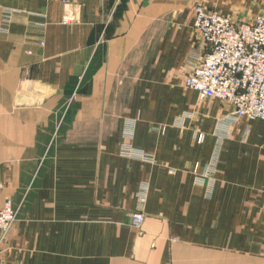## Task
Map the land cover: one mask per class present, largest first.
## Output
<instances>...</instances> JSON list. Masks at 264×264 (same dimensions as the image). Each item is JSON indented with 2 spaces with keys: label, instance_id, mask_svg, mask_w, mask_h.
<instances>
[{
  "label": "crops",
  "instance_id": "1",
  "mask_svg": "<svg viewBox=\"0 0 264 264\" xmlns=\"http://www.w3.org/2000/svg\"><path fill=\"white\" fill-rule=\"evenodd\" d=\"M199 3L264 13V0H0V18L18 10L0 32V206L19 208L0 264H264V119L229 122L230 104L184 85L206 51Z\"/></svg>",
  "mask_w": 264,
  "mask_h": 264
},
{
  "label": "built area",
  "instance_id": "2",
  "mask_svg": "<svg viewBox=\"0 0 264 264\" xmlns=\"http://www.w3.org/2000/svg\"><path fill=\"white\" fill-rule=\"evenodd\" d=\"M63 1L67 3V0ZM193 12L192 28L206 51L193 63V69L186 76L184 85L196 90L200 100L215 98L230 104L232 109L226 117L229 122L241 118L264 119V13L257 14L251 20L240 21L209 10L202 3L194 6ZM16 13L18 10L13 8H2L1 33L9 32ZM64 20L67 21L68 17L65 16ZM75 99L74 93L70 103ZM130 135L128 132L127 136ZM223 140L224 135L218 137L217 151ZM121 153L141 160H153L152 155L136 150L129 142L121 144ZM216 165L217 157H214L205 174L198 178L200 184L206 186L208 195L212 193L214 184L210 181L205 184L206 179L216 171ZM171 173L175 171L171 170ZM148 189V183L142 182L136 193L139 205L130 215V224L137 229L146 217L143 207ZM18 213L19 208L14 207L10 198H6L0 206V243L17 220Z\"/></svg>",
  "mask_w": 264,
  "mask_h": 264
}]
</instances>
